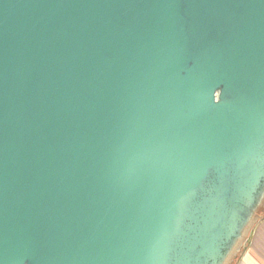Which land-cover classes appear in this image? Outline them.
<instances>
[{"label":"water","instance_id":"obj_1","mask_svg":"<svg viewBox=\"0 0 264 264\" xmlns=\"http://www.w3.org/2000/svg\"><path fill=\"white\" fill-rule=\"evenodd\" d=\"M263 186L264 0H0V264H216Z\"/></svg>","mask_w":264,"mask_h":264},{"label":"flooded vegetation","instance_id":"obj_2","mask_svg":"<svg viewBox=\"0 0 264 264\" xmlns=\"http://www.w3.org/2000/svg\"><path fill=\"white\" fill-rule=\"evenodd\" d=\"M230 208V213L222 227L224 244L220 246L222 253L216 255V259L209 258V262L216 260V264H235L241 250L243 237L246 230L251 223L258 217L264 214V186L257 194L255 201L249 203L248 208L245 210L244 216H237L236 208ZM226 234H230V238H225Z\"/></svg>","mask_w":264,"mask_h":264},{"label":"crops","instance_id":"obj_3","mask_svg":"<svg viewBox=\"0 0 264 264\" xmlns=\"http://www.w3.org/2000/svg\"><path fill=\"white\" fill-rule=\"evenodd\" d=\"M235 264H264V214L253 228L245 252Z\"/></svg>","mask_w":264,"mask_h":264}]
</instances>
